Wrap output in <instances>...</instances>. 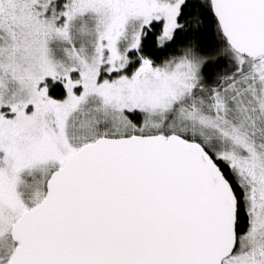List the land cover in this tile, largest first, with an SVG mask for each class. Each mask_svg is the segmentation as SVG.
<instances>
[{
    "label": "snow or ice",
    "instance_id": "6c2138e0",
    "mask_svg": "<svg viewBox=\"0 0 264 264\" xmlns=\"http://www.w3.org/2000/svg\"><path fill=\"white\" fill-rule=\"evenodd\" d=\"M0 264H264V0H0Z\"/></svg>",
    "mask_w": 264,
    "mask_h": 264
}]
</instances>
